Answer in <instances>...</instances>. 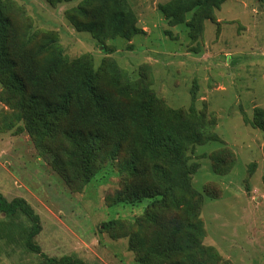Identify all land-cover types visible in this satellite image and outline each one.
<instances>
[{
	"label": "rangeland",
	"instance_id": "374dc122",
	"mask_svg": "<svg viewBox=\"0 0 264 264\" xmlns=\"http://www.w3.org/2000/svg\"><path fill=\"white\" fill-rule=\"evenodd\" d=\"M177 1L0 0V195L23 198L37 215L0 212V264L62 255L85 264H181L186 256L182 264H264V0H182L173 17ZM113 9L120 20L109 18ZM50 56L59 58L52 77L59 70L70 81L89 64L99 86L112 65L121 86L200 139L175 155L145 151L144 171L128 173L119 159L134 148L140 120L118 133L115 155L78 128V113L38 122L53 90L33 78ZM181 161L189 182L172 199L173 218H145L146 199L115 201L158 179L156 167ZM34 223L38 251L25 243ZM191 228L196 243L184 236ZM157 231L173 234L167 259L152 244Z\"/></svg>",
	"mask_w": 264,
	"mask_h": 264
},
{
	"label": "trees",
	"instance_id": "16d2710c",
	"mask_svg": "<svg viewBox=\"0 0 264 264\" xmlns=\"http://www.w3.org/2000/svg\"><path fill=\"white\" fill-rule=\"evenodd\" d=\"M84 1L92 2L95 0ZM178 1L176 5L181 3L182 0ZM192 1L193 4L196 5L206 0ZM213 1L217 2V0ZM104 11H106V9ZM120 11L125 10L122 8ZM178 11L179 5L175 8L173 17L177 15ZM107 13L110 19L114 17V19L120 20L121 13L116 9H113L112 12L108 11ZM3 23H6V21L3 20ZM86 25L87 24H84V26ZM2 28L3 27L0 26V30ZM0 35L2 36V32H0ZM58 60L59 58H54V56L48 57V60L44 61L43 67L39 72L37 68L36 79L35 77L33 78L35 87H38V84H45V87H50V89L53 90L52 96L48 99L50 101L41 103V113L37 112L36 115L38 122H41L43 118L47 117H68L69 114H71V116H69L70 118H76L74 114L78 113V128L85 130L89 128V131L96 135L92 137L96 140L95 142L102 140L100 142L108 143L109 151L115 155L119 151L121 140L118 133H125L127 124L134 125V120H140L138 130H136V127L132 126L133 130L131 131L130 141L134 148L129 150L128 156L125 158L122 156L119 159L122 162V169L128 173L136 172L137 174H141V172L144 171L145 167L139 159H142L145 151H149V154H151L150 152H154L157 147H162L164 153L175 155L176 153L182 152V150L184 151L187 144H191L200 139L198 130L188 132V129H186L183 123L173 122L176 116L168 117L169 114L167 113V116H162V114L158 112L155 113L156 109L155 111L152 110V101L150 99H143L140 95L134 94L132 88L121 86L117 70L112 65H110V69H108V73L105 75L109 77L108 80L111 81L113 86H109L108 90L112 89L114 96L109 97V92L105 89V86H108V80H103L99 86L98 75H100V72H91L89 70V64L77 67L70 81H68V78L59 70L52 77L57 69ZM58 75L59 85H55L51 81ZM120 97H122V99H119ZM26 98V102L29 104L34 101V97L31 95ZM257 114L262 118L259 127L264 131V110L257 112ZM138 143L141 145L136 150L135 147ZM79 158L84 163L88 161L84 153H82ZM85 164L86 168L84 167L83 169L82 180L87 182L92 176V173L90 169H87V163ZM184 165V161H181L180 166H170L168 168L163 166L156 167L159 176L158 179L155 180L152 177V182L150 184L140 185L138 188L135 187L131 195L120 200L117 198L115 201L136 205V203H139L142 199H146L147 203L144 211L145 218H157V214L159 215L160 213L161 217L165 215L167 218H173L170 217L172 199L173 197H177L182 189L188 186L189 182V176L184 169ZM149 185H151V187ZM175 208L178 209L177 206ZM148 209H154L155 212H148ZM17 211L24 213L31 221H37V215L33 213L32 209L23 198L17 197L10 201H6L0 195V212L10 215ZM38 230V225L34 223L30 232L26 235V247L34 251H38V245L31 243L30 238ZM198 235L199 232L197 228H191L190 230L184 229V236L190 243H196V237ZM159 236V232L157 231L155 234V244L151 243L154 245L157 253L167 259L168 256L166 255V251L168 252V248L173 244V242H171L173 234H169L167 238L163 239ZM177 248L180 249L179 246ZM160 250H163V252ZM186 257H180L177 261L179 262L181 259H184V262ZM33 264L85 263L79 258L62 255L59 257L42 256L40 260Z\"/></svg>",
	"mask_w": 264,
	"mask_h": 264
}]
</instances>
